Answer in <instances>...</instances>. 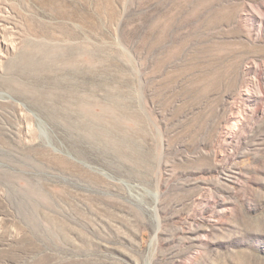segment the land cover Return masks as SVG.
Masks as SVG:
<instances>
[{"label": "rangeland", "instance_id": "rangeland-1", "mask_svg": "<svg viewBox=\"0 0 264 264\" xmlns=\"http://www.w3.org/2000/svg\"><path fill=\"white\" fill-rule=\"evenodd\" d=\"M0 264H264V0H0Z\"/></svg>", "mask_w": 264, "mask_h": 264}, {"label": "bare ground", "instance_id": "bare-ground-1", "mask_svg": "<svg viewBox=\"0 0 264 264\" xmlns=\"http://www.w3.org/2000/svg\"><path fill=\"white\" fill-rule=\"evenodd\" d=\"M18 5V4H17ZM16 7V6H15ZM29 12V11H28ZM31 13V12H30ZM27 23V22H26ZM29 28H30V30H32V31H34V29L31 27V26H29ZM4 37V36H3ZM3 39V38H2ZM7 42V41H6ZM3 45H5V43L3 44ZM47 215V214H46Z\"/></svg>", "mask_w": 264, "mask_h": 264}]
</instances>
